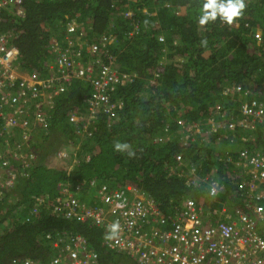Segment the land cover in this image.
<instances>
[{
    "label": "trees",
    "instance_id": "obj_1",
    "mask_svg": "<svg viewBox=\"0 0 264 264\" xmlns=\"http://www.w3.org/2000/svg\"><path fill=\"white\" fill-rule=\"evenodd\" d=\"M204 2L22 0V15L6 9L0 12V34L9 33V46L18 51L14 60L18 70L36 81L68 75L66 91L53 96L47 127L48 132L57 130L61 135L40 132L45 128L39 126L35 128L38 133L28 134L35 138L30 150L43 159L44 152H55L66 141L79 147L66 150L78 158L69 170L36 164L28 176L18 177L14 187L2 193L18 201L0 199V264L18 257L37 260L38 264H50V257L62 264L70 262L60 238L56 240L60 250L50 253L49 239L45 238L48 233L53 237L82 236L97 264H139L128 250L104 243V233H113L105 225L107 219L114 218L112 213L105 214L107 219L98 224L101 228L90 219L76 221L53 211L46 199L33 220L17 218L15 203L25 216L41 195L60 196L64 192L61 182L79 202L89 205L99 203L104 194L116 192L117 198L124 192L127 196L130 185L136 192L149 195L164 216L181 210L187 199L212 212L227 202L249 211L242 202L246 194L255 195L251 200L255 208H264V191L259 187L262 176L248 175V180L256 182V189H244L238 176L228 174L233 164L230 161L242 158L240 149H257L264 160V119L257 118L264 116V0H244L245 9L231 25L219 16L200 25ZM69 22L73 29L68 28ZM104 38L107 42L102 45ZM92 45L96 50L91 52ZM61 54L65 62L57 71L56 60ZM77 63L94 70L109 65L123 79L112 94L124 102L115 117H79L78 126L70 121L72 113L88 115L86 106L93 91L90 79L75 75L80 66ZM41 87L35 85L37 90ZM9 100L8 107L0 101V111L12 116L11 107L21 103ZM241 106L243 111L254 112L251 122L257 128L245 130L239 123L230 141L227 136L231 131L227 134L225 128L228 122L242 118ZM0 130L1 136V126ZM1 140L0 159L19 164L13 146L4 145L5 140L1 145ZM117 144L127 147L117 149ZM22 148L28 153L27 145ZM86 152L90 153L87 161ZM191 167L193 175L188 178L192 181L187 182L185 175ZM196 174H216L218 189L210 195L214 187L207 179L196 183ZM48 197L51 203L55 201ZM4 222L11 227L3 226Z\"/></svg>",
    "mask_w": 264,
    "mask_h": 264
},
{
    "label": "built area",
    "instance_id": "obj_2",
    "mask_svg": "<svg viewBox=\"0 0 264 264\" xmlns=\"http://www.w3.org/2000/svg\"><path fill=\"white\" fill-rule=\"evenodd\" d=\"M20 2L21 0H0V6L14 5ZM19 12L20 10H18ZM68 28L73 29L72 23L69 22ZM7 44V34H0V101L7 107L10 106L9 99L18 100L21 105L11 107L10 115L12 116L0 111V115H2L1 127L8 132L10 129L28 128L31 121H36L34 127L39 125L48 129L50 114L54 106L53 96L66 91L64 82L68 79V75H54L45 80L30 82L19 78L20 81L15 85L18 77L14 73L13 59L17 51L15 48L6 49ZM95 50L96 46L92 45L90 51ZM72 61L75 63L74 60ZM57 62V71H59L65 62V57L61 54ZM76 65L80 66L75 75L78 78L90 79L93 86V91L87 102V109L91 116L96 118L98 115L104 114L109 118L113 117L124 105L122 97H113L112 95L116 91L117 85L123 81L122 78H119L109 65H104L96 70L89 65L86 67H82L81 63ZM92 72L96 73L91 74ZM36 84L42 87L37 90L35 89ZM247 112L251 111L245 113ZM69 119L75 123L78 120L73 115H70ZM20 148L22 150V145H16L12 153L20 160L22 166L20 172L24 173L30 161L35 158V154L28 151L25 153L26 155H23ZM241 156L247 160L249 173L254 177L256 175L255 168L262 164L258 161L260 155L241 151ZM55 157L69 159L70 155L68 151L60 150L55 153ZM177 158L179 159L180 156ZM16 179L15 171L10 167L7 158L0 159V189L12 186ZM246 182L251 188L252 186L256 188L255 181L247 178ZM62 190L64 192L60 196H56L53 203L54 211H59L65 217L76 221L91 218L97 225L105 221L106 213H112L114 218L108 219L105 225L109 227V230H113V225H116V228L107 238V245L110 248L128 250L131 255L137 257L139 264H264V236H259L252 231L250 226L252 222L247 216H241L239 219L243 227L245 224L246 231L244 233H241L231 222H219L216 226H210L205 231H201L199 228L202 218L194 208V201L188 200L184 215L193 222L192 225L187 222H176L170 231L159 227V229L148 233L141 229V226L147 222L150 211L148 207L143 206L141 200H136L128 207L123 208L119 201L123 202L120 198L124 199V197L120 196L118 202L109 200L108 207H90L70 195L66 185L62 186ZM62 197L71 199H59ZM36 207H32L31 211H36ZM257 210L261 211L262 209ZM160 223L164 226L165 220L160 219ZM130 229L133 232L128 234ZM127 234L133 235V237H128ZM49 237L51 236L49 235ZM59 238L65 245L66 255L70 258V262L66 264H97L94 252L88 247L85 238L72 234L60 235L57 239ZM56 240L53 242L54 245H57ZM49 263L62 264L53 258H50ZM17 264H31V261H22Z\"/></svg>",
    "mask_w": 264,
    "mask_h": 264
},
{
    "label": "clouds",
    "instance_id": "obj_3",
    "mask_svg": "<svg viewBox=\"0 0 264 264\" xmlns=\"http://www.w3.org/2000/svg\"><path fill=\"white\" fill-rule=\"evenodd\" d=\"M20 3L14 4V5H7L6 4V5L2 6V7H0V12H1V9L3 8V9H6L8 11L11 10V12H14L15 14L22 15L23 14V11H22V8L20 6ZM244 9H245L244 0H205V2L203 3L202 9H201V15L199 17V24L200 25H204V24L208 23L209 21H214L217 18V16H219L220 19L224 23L231 25L234 22V20L242 14V12H243ZM18 10H20L19 13H18ZM5 34H7V36H8V44L6 46H9V41H10L9 33H5ZM256 35H257V31H256ZM257 36H259V35H257ZM9 48H15V47L14 46L6 47V49H9ZM16 51H17V49H16ZM17 55H18V51L15 54V57L13 59V63H14V60L16 59ZM56 63H57V60H56ZM13 66H14V70H16L17 69L16 65L14 64ZM17 77L19 79V76H17ZM24 79L26 81H28V82H30V81H36V79L35 78H32L30 75H29V78H24ZM14 84L16 85L17 83H14ZM120 85H121V83L118 84L117 86H120ZM229 88L232 89V90L233 89L236 90L234 88V86H230ZM251 102L252 103L253 102L256 103L255 100H253ZM86 109H87V106H86ZM240 109H241V113L243 114L241 116L242 118L236 119L234 121H231L233 123L230 122L229 125L228 126L226 125V128H225V131L227 132V134L229 133V130L231 131L230 134H229V136H227V138L230 137V141H232L235 138L234 137V135H235L234 134V131H238V129H236L235 126L236 125L240 126L239 123H242L244 125V129L245 130H250V131H253V129L255 128V125H256V124H253L251 122L254 119V112L251 111V112L245 113L246 111H243L242 110V106H241ZM87 111H88V119L95 120L96 118L99 117V115H98L96 118H93L91 116V114H90V112H89L88 109H87ZM51 114H52V111H51ZM51 114H50V117H51ZM70 115H73V116L77 117L74 113H72ZM257 118L262 120V119H264V116H257ZM73 123H75V122H73ZM78 124L79 123H78V120H77L76 123H75V125L78 126ZM249 124H251V127L249 126ZM82 128H83V130H86L87 125L83 124L82 125ZM256 128H257V125H256ZM44 130H47V129H44ZM20 137L22 138L21 135H20ZM15 147H16V145H15ZM116 147H117V149H120L122 147H127V146L126 145H123L122 146L120 144H117ZM249 150H251V149H249ZM254 150L255 151L248 152V153H258V155H260L257 149H254ZM28 151H32V150H28ZM57 151H60V150H57ZM241 151H243V150L240 149V151H239L240 157H242L241 156ZM21 152H22L23 155H26L25 152L23 151V148H22ZM32 152L35 154L34 151H32ZM69 155L71 156L72 154H69ZM130 155H131V153H130ZM177 156H180V155H177ZM177 156H176V159L178 161H180L181 156H180L179 159L177 158ZM228 157L229 156H227V158H226L227 161H228ZM75 158L76 157L73 156L72 161H75ZM37 159L38 158H37V153H36L35 154V158L32 159L30 161V163H29V166H27V168H26V170L24 172L25 175L28 176L31 168L33 167L34 162L37 161ZM55 159H57V158L55 157ZM237 161L246 169L243 183L241 181L242 186L244 187V189L251 188L247 184V182H246V180L248 178V175H250L249 168H248L249 165L246 164V161L247 160L242 157L240 159H237ZM8 162H9V160H8ZM9 165H10V167H12L13 169H16L17 171H20V169L22 167L21 164H20V160H19V164H18V162L16 164H13L11 162V163H9ZM16 181H17V179H16ZM16 181L14 182V184L12 186H10V187H4V188H1L0 189V194L2 195V198L5 196V194H2V193L5 190H8L10 188H13L14 185L17 183ZM60 185L62 187V184H60ZM253 187L254 186H252V189H253ZM216 189H218V186H215L214 191H212L209 194L212 195L213 192H215ZM128 190H130V193H128L127 196H125V193L122 192V193L119 194V197L116 198V194L117 193L114 192V193L110 194L109 196H106V194L102 195L100 197L99 203H94V204H91V205L86 204V203H84V204L86 206H90V207H98V206H100V207H103V206L106 207L107 206L108 207L110 205L108 203L109 200H116L118 202L120 196H122V197H124V199L122 198V200L125 201V202L119 201V204L121 205V207L125 208V207H128L132 202H135L136 200H141L143 206L148 207V210L150 211V214H148L147 222H145L141 226V229H143L144 231H146L148 233L153 232L155 229H159V227L160 228L163 227L165 230L170 231V230H172L173 225H175L176 222H180V223H186L187 222L189 225H192L193 222L188 217H186L184 215V210H186V208H187V202H188V200H193V199H187V200H185V202L182 205V209L180 210L179 208H177L174 211V213L172 214V216H164V215L161 214V212L159 211V209L155 205L157 203L148 194H147L148 196H146V195H144L140 191L136 192L135 190L132 189V187L130 185H128ZM41 196H42L41 198H37V200L34 201L33 205L31 207H29L28 212H27V214L25 216H23L20 211H18V212H15L14 211L15 214H19V215H16V216H17L18 219H20V221H22V222L23 221L28 222L30 220H33L34 215L43 207L42 201H45L46 199L49 200V205L47 207L48 208L51 207L52 210L54 211V209H53V203L54 202L51 203V200H50V198L48 196L56 198V196H59V195H57V194H54V195L47 194L46 195L45 194V195H41ZM44 196H46V197L44 198ZM106 197H108V198H106ZM254 197H255L254 194H246L245 199L242 200L243 204L245 205L246 208L249 209V211L239 210V208H238L239 205H236L235 207L231 206V208H226L227 206L232 205V204L230 202L224 203L225 204L224 205L225 211H227L229 213L227 215L233 217L232 219H230V221L224 220V219H221V218H218L217 219L215 217L216 214H220L221 211L224 212L223 209H221V210L218 209L217 212H212L211 210H209L207 208H203L202 205H199L195 200H193L194 201V208L196 209V211L198 212V214L202 218L201 219V225H200L201 227L199 228V230H201V231L204 230L205 231L210 226H216L219 222H226V223H230L231 222V223H234L236 225V227L239 229V231L241 233L242 232L244 233L246 231L245 224L243 223L244 224V227H243V225H241V223H240L241 220L239 221V219L241 218V216H247V218L252 222L251 225H250L252 227V231L255 232L259 236H264V209H262L261 211H258L252 205V201L251 200ZM124 203H126V204H124ZM41 205H42V207H41ZM35 206H37L36 207V211H34V212L31 211L32 207H35ZM222 206H223V204H222ZM204 209H206V210H204ZM179 211L181 212L180 214H179ZM261 215H262V217H261ZM14 218H16V217H14ZM160 219H164L165 220L164 226H163V224L160 223ZM238 224H239V226H237ZM8 226L11 227V225H8ZM98 226L101 227V225H98ZM115 228H116V225H113V230H115ZM130 232H133V230L130 229L128 231V234ZM107 233L108 232L104 233V237H105L104 238L105 239L104 240V243H106L107 238L110 236V234H107ZM49 235L51 237H49ZM58 236H60V235H58ZM58 236L55 235L53 237L52 234H49V233L48 234H45V238L49 239L47 242H48V244L51 247L50 253L60 250V247L58 245H54L53 244V242L58 238ZM203 241H205V240H203ZM89 248L92 250L91 247H89ZM92 252H93V250H92ZM131 256L135 257L136 262L138 263L137 257L134 256V255H131ZM22 261H31V264H33V263L34 264H36V263L38 264V261L37 260H34V259H26L25 257H18V258H15L13 260L11 259V261L9 262V264H17L18 262H22ZM48 261H46V262H48Z\"/></svg>",
    "mask_w": 264,
    "mask_h": 264
},
{
    "label": "crops",
    "instance_id": "obj_4",
    "mask_svg": "<svg viewBox=\"0 0 264 264\" xmlns=\"http://www.w3.org/2000/svg\"><path fill=\"white\" fill-rule=\"evenodd\" d=\"M0 7H2V6H0ZM2 10H3V8L1 9V11ZM14 73L17 76H19V78H29V74L27 72H24V71H21V70L16 69V70H14ZM77 117H78V119H79V117L88 119V115H86L85 113H81L80 116H77ZM35 122L36 121H33V122L31 121V124H30V126L28 128H20V129H22V131H24V132L21 131V133L18 132L20 130H18V131L10 130L12 132L9 133L10 131L7 132L4 129H2V134L0 136V139L5 140L4 145H7V147H10L11 148L13 146V148H15V145H22V146H26L27 145L29 147V150H30V149H32V147H30V145H31L30 142H32V141L35 140V138L30 137V135H31L32 132L34 134L35 128H39V125H38V127H34ZM38 131L43 132V133H51L52 135H58V136L61 135V133L59 131H57V130H53L51 132H48L49 131L48 129L47 130L40 129ZM35 133H38V132L35 131ZM16 134H19L18 137L16 136ZM28 134H30V135L28 136ZM20 135L22 136V138H20ZM2 140H1V145H3L2 144ZM68 142L66 141V142L62 143L57 150H61L62 147L64 149H65V147L67 148V143ZM55 152L48 153V154H45V152H44V158L43 159H46V161H48V164L49 165H47V166L53 167V168L59 169V170L60 169H63L66 166H68V168L70 169L72 167V164H73V162L71 161V159H55ZM228 159H230V158L228 157ZM40 160L41 159L38 158L37 161L34 162L33 166L36 165ZM232 162H233L232 168L228 172L229 176L232 177V178L235 177V176H238L240 178V181H242V183H243L246 169L237 160H234L233 159L232 161H230V163H232ZM37 165H40V163H38ZM193 170H194V168H193ZM193 170H190V172L185 175L186 178H187V180H186L187 182H191L192 181L191 179L189 180L188 177L190 175H193ZM262 170H264V169H262ZM259 172H262V171L261 170H258L256 168V174H259ZM214 175L216 176V174H214ZM214 175L212 177H210V176L200 177L198 174H196V176H195V178L193 180L196 183H200L204 179H207V180L210 181V183L212 184V186L213 185L218 186V184L220 182H218L215 179V176ZM259 176H260V174H259ZM224 205L225 204H223V206L221 205V207L219 208L220 210L223 209L224 212L221 211L220 214H216L215 217L217 219L218 218H221V219L230 221V219H232L233 217L227 215L229 213L227 211H225ZM226 208H231V206H227ZM237 226H239V224Z\"/></svg>",
    "mask_w": 264,
    "mask_h": 264
},
{
    "label": "rangeland",
    "instance_id": "obj_5",
    "mask_svg": "<svg viewBox=\"0 0 264 264\" xmlns=\"http://www.w3.org/2000/svg\"><path fill=\"white\" fill-rule=\"evenodd\" d=\"M260 34H261V30L260 29H257V35H259L260 36ZM59 45V44H58ZM60 46V45H59ZM231 122V121H230ZM230 122H228L227 123V126L229 125V123ZM231 123H233V122H231ZM249 126L251 127V124H249ZM15 131H17V128L16 129H14ZM58 136V135H57ZM21 138V137H20ZM34 138V137H33ZM65 145V144H64ZM65 147V146H64ZM79 147H78V145H72L70 142L69 143H67V148L65 147V149L62 147L61 148V150H68L69 152H70V150H73V149H75V150H77ZM70 149V150H69ZM72 157H73V155H71ZM89 156H90V153H88V152H86V154H85V161H87L88 160V158H89ZM75 160H77L78 161V158L76 157L75 158ZM39 163H40V165H49L48 164V161H46V159H41L40 161H39ZM69 168H68V166H66V167H64L63 168V170H68ZM190 170H193V167H191L190 168ZM14 171H15V175L17 176V177H26L27 175H25L24 173H21L20 171H17L16 169H14ZM258 177V176H257ZM94 181L96 180V179H93ZM60 184H64L63 182H61ZM248 184V183H247ZM128 186V185H127ZM210 186H212V184L210 183ZM213 187H214V189H215V185H213ZM259 187H260V190L261 191H264V185H263V183H261L260 185H259ZM114 193V192H113ZM2 198V195L0 194V199ZM4 199H7L8 201H18V199H15L14 198V196H4L3 197ZM2 198V199H3ZM1 199V200H2ZM13 203H15V202H13ZM15 206H16V208H13V211H15V212H18L19 211V208L17 207V205H16V203H15ZM10 220H12V219H7L6 218V220L5 221H10ZM3 226H6L7 225V223L6 222H4L3 224H2ZM9 227V226H8Z\"/></svg>",
    "mask_w": 264,
    "mask_h": 264
},
{
    "label": "bare ground",
    "instance_id": "obj_6",
    "mask_svg": "<svg viewBox=\"0 0 264 264\" xmlns=\"http://www.w3.org/2000/svg\"><path fill=\"white\" fill-rule=\"evenodd\" d=\"M102 41V45H104L105 44V42H107V39L106 38H104L103 40H101ZM258 161L259 162H261L262 164H259L256 168L258 169V170H261L262 172H259V174H260V176H262L263 178H262V183H263V185H264V170H262V169H264V160H263V158L262 157H258ZM261 167V168H260ZM255 168V169H256ZM258 174V175H259ZM68 199H71V198H67V200ZM66 200V199H65ZM256 209H264L263 207H260V206H258V207H256ZM82 211V210H81ZM88 219H90L91 221H93L91 218H88ZM107 219V218H106ZM108 220V219H107ZM94 222V221H93ZM128 237H133V235L131 236V235H128Z\"/></svg>",
    "mask_w": 264,
    "mask_h": 264
}]
</instances>
